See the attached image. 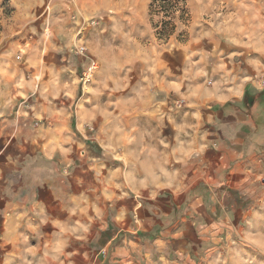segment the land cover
<instances>
[{
  "label": "clouds",
  "instance_id": "obj_1",
  "mask_svg": "<svg viewBox=\"0 0 264 264\" xmlns=\"http://www.w3.org/2000/svg\"><path fill=\"white\" fill-rule=\"evenodd\" d=\"M0 264H264V0H0Z\"/></svg>",
  "mask_w": 264,
  "mask_h": 264
},
{
  "label": "rangeland",
  "instance_id": "obj_2",
  "mask_svg": "<svg viewBox=\"0 0 264 264\" xmlns=\"http://www.w3.org/2000/svg\"><path fill=\"white\" fill-rule=\"evenodd\" d=\"M34 243V242H33Z\"/></svg>",
  "mask_w": 264,
  "mask_h": 264
}]
</instances>
